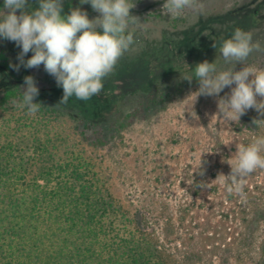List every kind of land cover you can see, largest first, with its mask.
<instances>
[{
    "label": "rangeland",
    "instance_id": "374dc122",
    "mask_svg": "<svg viewBox=\"0 0 264 264\" xmlns=\"http://www.w3.org/2000/svg\"><path fill=\"white\" fill-rule=\"evenodd\" d=\"M165 2L130 0L135 3L130 10L135 20L129 29L150 33L157 39L146 38V43L130 47L103 81L102 92L88 101L73 96L67 104H60L63 89L53 83L55 78L43 65L26 69L34 74L38 88H52L51 99L58 106L99 120L112 114L129 94L147 91L157 79L182 74L193 77L166 109L152 118L135 120L122 137L105 148L80 144L68 121L55 122L48 132L60 145L61 153L81 152L91 162L124 209L144 208L154 215L170 217L182 236H192L199 246L215 252L219 246L230 245L232 264H252L238 251L236 239L242 225L240 208L244 195L256 184H264V169L237 181L242 192L228 191V161H235L237 145L244 146L243 137L233 129L237 120L225 119L218 110L219 99L230 94L231 89L226 87L219 97H197L199 82L194 75L195 66L204 60L215 61L218 71H239L244 67L226 63L219 53L222 43L237 29L249 33L253 44L261 47L245 65L264 69V0H197V9L185 10L175 18L162 10ZM30 3L29 10L38 7L37 0ZM98 15L94 11L92 18ZM172 24H177V28L173 29ZM7 45L19 64L21 48L13 41L7 40ZM32 54L30 51L25 60ZM176 82L173 80V87ZM23 85L24 82L21 88ZM23 112L24 108L15 110L16 115ZM262 229L258 233L260 239L264 236ZM257 251L256 245L252 253ZM208 258V264H219L217 255L210 254Z\"/></svg>",
    "mask_w": 264,
    "mask_h": 264
},
{
    "label": "trees",
    "instance_id": "16d2710c",
    "mask_svg": "<svg viewBox=\"0 0 264 264\" xmlns=\"http://www.w3.org/2000/svg\"><path fill=\"white\" fill-rule=\"evenodd\" d=\"M3 4L0 0V8ZM77 7L93 17L91 5H81L80 0H63L62 15ZM129 31L134 37L132 46L146 43V38L157 39L138 29ZM9 48L2 39L0 264H208L210 254L218 256L219 264H232L230 245L213 252L199 246L192 236L189 240L182 236L170 217L144 208L124 209L91 162L81 152L61 153L48 132L55 122L68 121L80 144L105 148L135 120L152 118L166 109L184 92L188 76L157 79L147 91L126 96L112 114L100 120L58 106L51 99L52 88H39L34 102L41 104L35 114L24 108L22 115H16L23 99L21 83L26 76H35L23 65L15 70L17 63ZM173 80H177L174 87ZM254 118L264 119L253 109L233 124L244 146L264 137V125H255ZM246 191L237 249L252 264H264V236L260 239L258 234L264 231V184ZM256 245L258 251L253 254Z\"/></svg>",
    "mask_w": 264,
    "mask_h": 264
},
{
    "label": "clouds",
    "instance_id": "9594fccd",
    "mask_svg": "<svg viewBox=\"0 0 264 264\" xmlns=\"http://www.w3.org/2000/svg\"><path fill=\"white\" fill-rule=\"evenodd\" d=\"M38 7L31 9L30 0H4L0 8V38L15 42L21 48L18 54L19 71L25 68H39L56 80L62 87L60 104H67L70 97L88 101L103 90V81L109 77L121 57L134 43L129 24L135 17L131 9L135 3L130 0H80V4H90L99 13L89 18L87 11L73 8L62 15L63 0H37ZM197 0H166L162 6L165 14L175 18L185 10L197 9ZM217 48L216 44L212 45ZM258 43L253 44L249 33L235 30L232 37L225 40L219 53L226 63L242 64L239 71H218L215 61L204 60L195 66L194 77L199 82L196 91L200 95L219 97L226 88L230 94L218 101L219 113L227 120H240L248 110L255 109L264 117V69L245 65L254 51H260ZM32 52L30 58L25 56ZM193 77L186 78L191 82ZM23 99L17 104L27 108L28 114H35L41 103L34 102L39 88L34 77L24 79ZM257 126L264 125V119H255ZM235 161H228L231 172V193L242 192L239 179L264 169V137H257L247 146L237 145ZM203 175V172L200 173ZM203 187V185H200Z\"/></svg>",
    "mask_w": 264,
    "mask_h": 264
}]
</instances>
